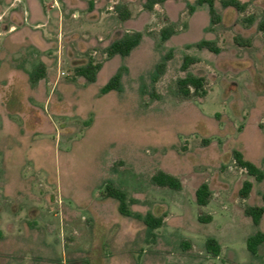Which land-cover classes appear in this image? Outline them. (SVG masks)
I'll return each mask as SVG.
<instances>
[{"label":"rangeland","instance_id":"1","mask_svg":"<svg viewBox=\"0 0 264 264\" xmlns=\"http://www.w3.org/2000/svg\"><path fill=\"white\" fill-rule=\"evenodd\" d=\"M213 1L217 24L197 0L153 9L147 0H0V264H264V243L256 253L247 244L264 215L256 225L245 213L264 206V180L233 156L264 170V0H239L244 10ZM164 27L175 30L167 40ZM136 31L130 55H108L113 39ZM204 39L220 52L199 47ZM186 55L196 61L183 70ZM89 61L101 64L94 82L76 70ZM117 72L123 91L103 94ZM188 73L205 78L206 95L178 96ZM159 170L182 189L155 185ZM245 180L253 189L242 198ZM203 182L205 206L195 199ZM108 183L136 199L133 211L166 215L153 235L119 212ZM209 237L220 254L209 253Z\"/></svg>","mask_w":264,"mask_h":264},{"label":"trees","instance_id":"2","mask_svg":"<svg viewBox=\"0 0 264 264\" xmlns=\"http://www.w3.org/2000/svg\"><path fill=\"white\" fill-rule=\"evenodd\" d=\"M166 0H147L145 6L148 9H153L154 5L158 3L165 2ZM199 4L208 3L210 6L211 12V20L214 24H217L221 21L220 15L216 12L214 7L213 0H197ZM222 4L224 6H234L239 10H244L245 4L241 3L239 0H222ZM117 13L119 17L123 20H127L131 16V10L126 5L120 4L116 7ZM261 30H264V20L259 25ZM175 33V30L172 27H164L161 30V38L163 40H167ZM142 33L140 31H136L133 33L124 34L121 38L117 39L113 43H111L107 47V53L109 56L121 55L123 57L130 55L132 50L136 48L141 40ZM235 40L240 45H247L249 42L246 40H242L239 36L235 37ZM199 47H206L210 51L219 53L220 49L216 45V43L212 40L204 39L198 43ZM171 56L169 54L166 55L165 59L168 60ZM166 60L161 61L152 75L153 82H157L161 75L164 74L167 62ZM196 61L195 57L186 55L183 60L182 69L186 70L192 63ZM101 68L100 63H93L89 61L78 67L77 74L86 77L89 81L94 82L97 79V73ZM40 71V73L35 74V71ZM45 75V68L38 67L32 72V80L38 81ZM122 72H117L114 74L108 82L102 87L101 92L106 94L110 91L116 90L118 92L123 91V83H122ZM177 94L179 97L183 99H188L192 96H204L207 94V89L205 88V78L201 76L194 75L193 73H188L184 77H181L177 81ZM154 97H157L155 93L152 94ZM234 160L237 166L245 169L249 175L253 176L257 181L261 182L264 180V170L260 168L253 161L245 158L242 151L235 149L233 151ZM152 182L155 185L161 187H168L174 190L182 189L181 180L164 170H159L155 174L152 175ZM253 189V182L251 180H245L239 190V194L242 198L249 197L251 191ZM108 197L114 198L118 201V210L121 214L125 216H130L138 220H142L147 227L150 235L154 234V230L159 228L163 221L165 214L163 215H155L153 212H147L146 214H141L140 212L133 211L129 204L136 202V199L129 197L128 192L112 183H108L106 187V193ZM212 196V191L207 182L201 183L195 191V199L199 205L205 206L208 205ZM264 201V194L262 196ZM246 215L250 216L254 222V224L258 225L261 222V219L264 215V206H251L248 205L245 207ZM202 221H211L212 216L208 215L206 217H200ZM264 243V231H258L256 234L248 237L247 244L248 249L252 253L257 252V248ZM207 249L209 253L213 255L220 254L222 250V246L220 242L213 237H209L207 239Z\"/></svg>","mask_w":264,"mask_h":264},{"label":"flooded vegetation","instance_id":"3","mask_svg":"<svg viewBox=\"0 0 264 264\" xmlns=\"http://www.w3.org/2000/svg\"><path fill=\"white\" fill-rule=\"evenodd\" d=\"M122 36H123V35H122ZM122 36L113 39V40L111 41V43H113V42L116 41L117 39L121 38ZM111 43H110V44H111ZM110 44H109V45H110ZM109 45H108V46H109Z\"/></svg>","mask_w":264,"mask_h":264},{"label":"crops","instance_id":"4","mask_svg":"<svg viewBox=\"0 0 264 264\" xmlns=\"http://www.w3.org/2000/svg\"><path fill=\"white\" fill-rule=\"evenodd\" d=\"M128 217H130V216H128Z\"/></svg>","mask_w":264,"mask_h":264}]
</instances>
